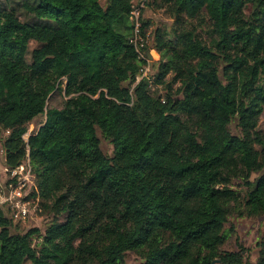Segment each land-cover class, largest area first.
I'll return each mask as SVG.
<instances>
[{
  "label": "trees",
  "instance_id": "1",
  "mask_svg": "<svg viewBox=\"0 0 264 264\" xmlns=\"http://www.w3.org/2000/svg\"><path fill=\"white\" fill-rule=\"evenodd\" d=\"M133 4L0 0L7 164L30 150L31 196L52 214L44 233H14L0 213V264H127L129 252L139 264H246L223 246L231 216H264V0H151L176 35L171 45L159 27L147 45L161 54L154 90L137 81ZM56 91L60 107L49 105ZM257 245L249 264H264V234Z\"/></svg>",
  "mask_w": 264,
  "mask_h": 264
},
{
  "label": "rangeland",
  "instance_id": "2",
  "mask_svg": "<svg viewBox=\"0 0 264 264\" xmlns=\"http://www.w3.org/2000/svg\"><path fill=\"white\" fill-rule=\"evenodd\" d=\"M143 1H145V6L141 10L142 14V22H149V26L146 28V31L150 34V44H153L155 37V30L159 27L162 29H167L171 32L170 35V44L176 45V35L173 33V29L175 26V18L171 17L165 8H155L150 4L151 0H134V5L138 6ZM120 31H125L123 27H119ZM38 46V42H31V49ZM151 54L153 56L152 62V73H157V65L159 60L161 59V54L157 49H152ZM224 65L222 62L221 66V75L224 76ZM159 93L165 95L166 89L160 86ZM66 97L65 93L56 91L49 100L50 106L60 107L64 104ZM46 116L40 115L31 123L28 124V134H32L36 131L42 121H44ZM259 128L264 135V106L263 111L261 112L259 119ZM232 129L234 131H238L237 121L232 124ZM100 139H101V147L103 150L112 155L114 151V144L98 130ZM258 174L255 173L253 178H255ZM232 187L246 192V186L243 184L241 179H235L233 181ZM34 199L31 204V216L26 219L24 222L14 223L12 222L11 231L14 233H25L32 227H40L41 232L44 233L50 219H52V214L48 213L43 207L41 203V197L37 194L33 195ZM228 239L224 244L223 248L225 250H231L240 252L246 264L254 263L258 259V245L257 242L264 234V216H242L238 213L231 216L229 222L226 225ZM39 234V233H38ZM35 234L33 237V242L36 244L41 240V236ZM40 235V234H39ZM141 261L140 257L134 252H129L127 256V264H139ZM30 264V263H27Z\"/></svg>",
  "mask_w": 264,
  "mask_h": 264
},
{
  "label": "built area",
  "instance_id": "3",
  "mask_svg": "<svg viewBox=\"0 0 264 264\" xmlns=\"http://www.w3.org/2000/svg\"><path fill=\"white\" fill-rule=\"evenodd\" d=\"M145 6V1L135 6L130 12V19L133 24V34L131 42L135 45L140 59H145L141 66L137 81L146 78L149 87L153 90L155 85V73H152V59L147 55V48L150 42V34L142 28L141 10ZM163 101L165 98L162 97ZM11 134L10 128L0 126V213L4 212L5 216L12 219L14 223L26 221L31 216V204L34 199L31 196L32 191L36 188L35 173L30 159V150L26 158L16 166L7 164L4 140ZM31 134H23V138L28 141Z\"/></svg>",
  "mask_w": 264,
  "mask_h": 264
},
{
  "label": "water",
  "instance_id": "4",
  "mask_svg": "<svg viewBox=\"0 0 264 264\" xmlns=\"http://www.w3.org/2000/svg\"><path fill=\"white\" fill-rule=\"evenodd\" d=\"M147 55L149 56V58L153 59V56H152V54H151V50H150V49L147 51ZM212 264H223V263L221 262L220 259H215V260L212 262Z\"/></svg>",
  "mask_w": 264,
  "mask_h": 264
}]
</instances>
